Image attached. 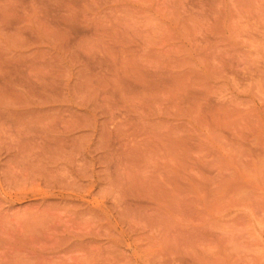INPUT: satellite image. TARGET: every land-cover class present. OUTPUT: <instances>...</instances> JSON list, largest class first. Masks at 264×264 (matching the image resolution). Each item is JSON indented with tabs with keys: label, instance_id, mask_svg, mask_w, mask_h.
Returning <instances> with one entry per match:
<instances>
[{
	"label": "rangeland",
	"instance_id": "374dc122",
	"mask_svg": "<svg viewBox=\"0 0 264 264\" xmlns=\"http://www.w3.org/2000/svg\"><path fill=\"white\" fill-rule=\"evenodd\" d=\"M0 264H264V0H0Z\"/></svg>",
	"mask_w": 264,
	"mask_h": 264
},
{
	"label": "bare ground",
	"instance_id": "6f19581e",
	"mask_svg": "<svg viewBox=\"0 0 264 264\" xmlns=\"http://www.w3.org/2000/svg\"><path fill=\"white\" fill-rule=\"evenodd\" d=\"M30 121H31V120H30ZM30 121H29V122H30ZM32 121H33V120H32ZM32 121H31V122H32ZM31 122H30V123H31Z\"/></svg>",
	"mask_w": 264,
	"mask_h": 264
}]
</instances>
